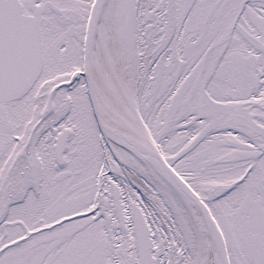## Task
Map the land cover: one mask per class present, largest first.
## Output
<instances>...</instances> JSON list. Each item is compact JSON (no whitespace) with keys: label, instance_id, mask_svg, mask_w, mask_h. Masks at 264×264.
Instances as JSON below:
<instances>
[{"label":"snow or ice","instance_id":"obj_1","mask_svg":"<svg viewBox=\"0 0 264 264\" xmlns=\"http://www.w3.org/2000/svg\"><path fill=\"white\" fill-rule=\"evenodd\" d=\"M0 264H264V0H0Z\"/></svg>","mask_w":264,"mask_h":264}]
</instances>
